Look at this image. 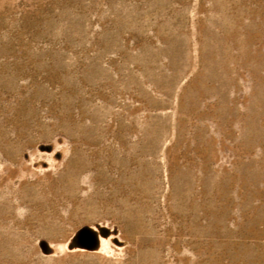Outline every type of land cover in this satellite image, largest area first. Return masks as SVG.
I'll use <instances>...</instances> for the list:
<instances>
[{
	"label": "rangeland",
	"instance_id": "374dc122",
	"mask_svg": "<svg viewBox=\"0 0 264 264\" xmlns=\"http://www.w3.org/2000/svg\"><path fill=\"white\" fill-rule=\"evenodd\" d=\"M0 264H264V0H0Z\"/></svg>",
	"mask_w": 264,
	"mask_h": 264
}]
</instances>
